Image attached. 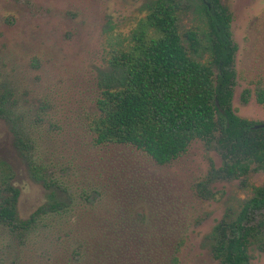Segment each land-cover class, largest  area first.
Listing matches in <instances>:
<instances>
[{"label":"rangeland","instance_id":"374dc122","mask_svg":"<svg viewBox=\"0 0 264 264\" xmlns=\"http://www.w3.org/2000/svg\"><path fill=\"white\" fill-rule=\"evenodd\" d=\"M153 1L0 0V95L12 119L0 116V191L18 189L21 220L45 200L39 177L68 202L27 230L0 220V264H217L207 234L264 184L261 169L224 177L220 150L201 139L163 165L131 144L95 143L109 61L135 45ZM172 1L182 30L205 28L199 0ZM221 2L236 45L232 106L264 121L254 93L264 80V0ZM247 250L264 264V247Z\"/></svg>","mask_w":264,"mask_h":264},{"label":"trees","instance_id":"16d2710c","mask_svg":"<svg viewBox=\"0 0 264 264\" xmlns=\"http://www.w3.org/2000/svg\"><path fill=\"white\" fill-rule=\"evenodd\" d=\"M176 8L172 0H154L135 33V45L112 55L111 72L96 100L95 143L131 144L163 165L201 139L220 150L226 178L264 170V121L241 117L232 106L236 45L229 10L221 0H199L205 28L182 30ZM149 28L153 36H146ZM254 93L264 104V80L256 83ZM6 102L1 94L0 116L12 120ZM38 179L45 200L24 220L16 213L18 189L7 183L6 193L0 191V220L12 229L27 230L37 217L68 208L59 185ZM206 239L217 264H251L248 244L264 247V184L233 218L219 220Z\"/></svg>","mask_w":264,"mask_h":264}]
</instances>
